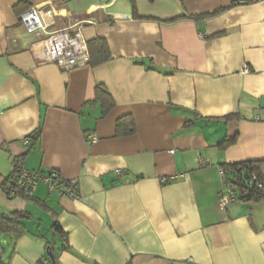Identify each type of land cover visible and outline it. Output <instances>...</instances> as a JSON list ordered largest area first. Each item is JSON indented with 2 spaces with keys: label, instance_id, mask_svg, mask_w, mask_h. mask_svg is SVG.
I'll list each match as a JSON object with an SVG mask.
<instances>
[{
  "label": "crops",
  "instance_id": "0c3cea01",
  "mask_svg": "<svg viewBox=\"0 0 264 264\" xmlns=\"http://www.w3.org/2000/svg\"><path fill=\"white\" fill-rule=\"evenodd\" d=\"M19 2L0 0V185L23 159L80 200L45 182L33 198L0 188V212L26 216L0 264H54L50 247L58 264H264V201L236 187L222 207L219 175L264 161V0H32L53 11L49 32L108 42L111 61L71 70L42 58ZM125 117L136 133L118 137Z\"/></svg>",
  "mask_w": 264,
  "mask_h": 264
},
{
  "label": "built area",
  "instance_id": "2783aa9c",
  "mask_svg": "<svg viewBox=\"0 0 264 264\" xmlns=\"http://www.w3.org/2000/svg\"><path fill=\"white\" fill-rule=\"evenodd\" d=\"M52 16L53 11L51 9L43 10L37 7H31L20 15V23L29 35L42 36L40 44L42 58L45 61L58 64L64 70H71L88 65L90 54L81 27L76 26L58 32H49L48 29L50 26L47 20ZM238 172L236 177H241L240 175H242L243 170L239 168ZM230 174L226 167L219 169L221 182L225 186L220 194V205L222 207H227L237 199L234 188L228 183ZM175 178L162 179L161 182L169 183L175 180ZM40 182L49 183L50 188L58 189L61 195H68L80 200L75 182L63 180L57 171H52L49 174L29 172L24 166L23 159H19L14 167L13 183L15 188L13 193H20L27 198H33L34 191ZM249 182L250 185L256 182V185L262 188V185L257 183V178L254 175H250ZM47 263L48 260L44 261L43 264Z\"/></svg>",
  "mask_w": 264,
  "mask_h": 264
},
{
  "label": "trees",
  "instance_id": "16d2710c",
  "mask_svg": "<svg viewBox=\"0 0 264 264\" xmlns=\"http://www.w3.org/2000/svg\"><path fill=\"white\" fill-rule=\"evenodd\" d=\"M131 1L133 4H135V0H131ZM31 2L32 0H20L18 4V9H20L21 14L32 7ZM87 45L90 54V61L88 65H90L91 67L100 66L113 59L112 54L110 52V47L105 39L97 38L88 42ZM95 103H99L102 105L103 115H107L115 107V102L113 101L110 93L107 91V89L104 86H98L96 88ZM116 133L118 137L134 135L136 133V127L133 119L130 117H125L120 119L117 123ZM236 140H237L236 138L227 139L224 142H222L220 146L224 149L234 144ZM263 164L264 161L247 162V163L232 165L229 168H227L231 173L228 178V183L231 184V186L234 188L237 198L239 197V195L237 193L238 191L236 190V187L240 188L241 201L253 202V203H259L264 201V174L262 172ZM239 168L243 170V173L242 175H240L241 177H236L237 173H239L238 172ZM250 175L256 176L257 183L262 185V188H259V186L256 185V182L250 185L249 182ZM13 179H14V170L11 173V175L0 185V188L7 195L13 193V190L15 188ZM25 217H26L25 213L23 212H15L11 215H5L0 212V234H4V235L24 234L25 227L22 221L24 220ZM52 231L54 232L55 236L57 234H60L62 237H65V234L63 233L61 226L57 222L53 225ZM48 250L57 258V255L55 254V249L53 247L48 248ZM54 264H58L57 259Z\"/></svg>",
  "mask_w": 264,
  "mask_h": 264
},
{
  "label": "water",
  "instance_id": "95a60500",
  "mask_svg": "<svg viewBox=\"0 0 264 264\" xmlns=\"http://www.w3.org/2000/svg\"><path fill=\"white\" fill-rule=\"evenodd\" d=\"M48 257L53 263L56 262L55 256L51 252L48 253Z\"/></svg>",
  "mask_w": 264,
  "mask_h": 264
},
{
  "label": "rangeland",
  "instance_id": "374dc122",
  "mask_svg": "<svg viewBox=\"0 0 264 264\" xmlns=\"http://www.w3.org/2000/svg\"><path fill=\"white\" fill-rule=\"evenodd\" d=\"M5 240L4 234H0V244H3V241ZM50 262V261H49ZM51 263V262H50Z\"/></svg>",
  "mask_w": 264,
  "mask_h": 264
}]
</instances>
